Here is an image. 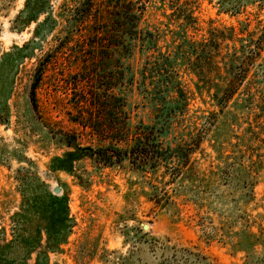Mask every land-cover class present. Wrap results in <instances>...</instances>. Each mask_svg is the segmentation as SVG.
I'll list each match as a JSON object with an SVG mask.
<instances>
[{
  "label": "trees",
  "instance_id": "16d2710c",
  "mask_svg": "<svg viewBox=\"0 0 264 264\" xmlns=\"http://www.w3.org/2000/svg\"><path fill=\"white\" fill-rule=\"evenodd\" d=\"M54 1L59 0H25L12 24L21 31L36 23L33 37L0 48V124L9 128L14 115L17 124L22 118L24 131L40 135V149L54 145L64 151L51 161L52 170L67 169L81 185L89 186L93 175L107 168L139 176L141 193L174 221L180 220V203L200 204L206 194L216 198L224 185L239 189L241 203L254 199L264 169L262 155L252 148L264 131L259 123L264 122V77L258 69L264 71V20L253 27L251 21L214 26L209 20L204 27L188 0H62L57 6ZM154 5L164 11L167 30L143 26ZM235 7L233 13H239L242 6ZM182 72L192 77L194 88L184 86ZM47 83L65 87L71 128L42 112L40 90ZM21 87L24 114L17 106ZM135 93L152 107L150 123L134 122ZM197 96L213 109L199 116L201 126L182 128ZM240 113L254 119L236 134V148L245 143V151L225 156L221 147L215 150L220 163L202 171L194 155L203 154L214 126L220 132L228 128L216 127L221 117L241 129ZM85 160L97 171L79 173ZM48 194L34 202L24 196L9 230L0 225V264H30L34 252L43 255L34 264H49V252L68 242L73 226L68 205ZM240 218L252 225L247 215ZM246 232L239 248L262 242V227L259 234Z\"/></svg>",
  "mask_w": 264,
  "mask_h": 264
},
{
  "label": "rangeland",
  "instance_id": "374dc122",
  "mask_svg": "<svg viewBox=\"0 0 264 264\" xmlns=\"http://www.w3.org/2000/svg\"><path fill=\"white\" fill-rule=\"evenodd\" d=\"M61 1L54 3L57 6ZM24 2L0 0L2 50H9L15 44L22 45L33 37L36 23L32 22L21 31L12 24L23 9ZM188 2L204 27L209 20L214 21V26H238L241 21H251V27L256 20H264V0ZM237 3L242 8L239 13H233ZM156 5L149 7L143 26L167 30L168 19ZM167 38L169 40L170 36L167 35ZM258 69L261 71L260 77H264L262 68ZM181 76L186 88H194L191 76L184 72ZM23 91L22 87L19 88L17 99L21 114L26 109ZM40 100L41 110L47 118L71 128L65 113V87L45 84L40 90ZM131 103L135 123L152 121V107L148 101L135 93ZM209 107L198 96L192 99L188 114L181 120L182 128L191 126L192 130L195 123L201 126L204 120L199 116L209 114ZM251 121L254 122L253 115L249 118L242 115L239 121L242 128H231L230 120L221 117L216 127L225 124L228 128H221L224 130L220 132L213 127L215 130L211 132L210 143L214 148L205 140L202 144L203 154L198 152L194 155L199 159L200 169L206 172L215 169V165L221 161L217 152L221 147L225 156L231 151L239 152L241 156V150L245 151L246 147L245 143H241L236 148V134L241 135L243 128ZM23 122L21 118L17 124L14 115L11 127L0 124V225L6 224L9 230L10 217L19 210L24 196L31 202L39 196L44 197L45 201L48 193H51L66 202L73 225L72 233L68 242L60 246L61 251L49 252V264H264V169L259 175L260 182L254 188V199L247 204L241 203V193L237 187L224 185L216 198L206 194L198 201L200 204L180 203V220L174 221L170 212L154 208L153 203L141 193L144 185L135 174L107 168L94 174L90 185L85 186L67 169L52 170L51 161L64 151L54 145L46 150L40 149L41 144L37 141L41 139L40 135L24 131ZM259 123L264 128V122ZM173 137L174 134L170 139ZM252 146L254 151L259 150L264 160V131L261 140L255 141ZM244 158L245 165H248V154ZM85 171H95L89 160L82 161L78 168L79 173ZM55 187L61 188L60 194L54 193ZM245 215L252 222L250 227L240 218ZM145 224L149 225L148 229H144ZM260 227L263 231L261 243L247 249L237 246L246 231L259 234ZM253 240L251 238L250 242ZM29 260L30 264H34L35 260H43V255L34 252Z\"/></svg>",
  "mask_w": 264,
  "mask_h": 264
},
{
  "label": "water",
  "instance_id": "95a60500",
  "mask_svg": "<svg viewBox=\"0 0 264 264\" xmlns=\"http://www.w3.org/2000/svg\"><path fill=\"white\" fill-rule=\"evenodd\" d=\"M60 192H61V188L60 187H55L54 188V193L60 194ZM143 227H144V229H148L149 225L145 224Z\"/></svg>",
  "mask_w": 264,
  "mask_h": 264
}]
</instances>
